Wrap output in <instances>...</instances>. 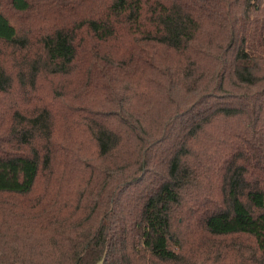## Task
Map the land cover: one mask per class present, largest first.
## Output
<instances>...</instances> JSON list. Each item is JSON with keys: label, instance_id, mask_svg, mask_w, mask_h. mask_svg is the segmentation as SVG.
I'll return each instance as SVG.
<instances>
[{"label": "trees", "instance_id": "16d2710c", "mask_svg": "<svg viewBox=\"0 0 264 264\" xmlns=\"http://www.w3.org/2000/svg\"><path fill=\"white\" fill-rule=\"evenodd\" d=\"M264 264V0H0V264Z\"/></svg>", "mask_w": 264, "mask_h": 264}, {"label": "rangeland", "instance_id": "374dc122", "mask_svg": "<svg viewBox=\"0 0 264 264\" xmlns=\"http://www.w3.org/2000/svg\"><path fill=\"white\" fill-rule=\"evenodd\" d=\"M223 264H237V262L234 261L233 258H231L229 261H227L226 263H223Z\"/></svg>", "mask_w": 264, "mask_h": 264}]
</instances>
